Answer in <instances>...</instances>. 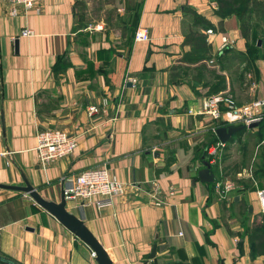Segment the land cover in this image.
<instances>
[{"label": "crops", "instance_id": "obj_1", "mask_svg": "<svg viewBox=\"0 0 264 264\" xmlns=\"http://www.w3.org/2000/svg\"><path fill=\"white\" fill-rule=\"evenodd\" d=\"M83 1L42 0L34 11L0 0V183H21L22 172L57 201L62 176L105 164L124 192L103 208L77 209L71 201L66 208L82 218L112 264L144 260L152 243L146 264H264V252L249 257L238 221L221 214L216 171L210 181L196 178L198 147L217 139L214 120L199 112L213 74L237 58L252 72L245 79L256 85L248 87L250 99L264 96V58L241 60L246 42L236 17L220 18L212 0H122L128 12L136 8L133 31L144 28L148 39H131L125 55L113 56L79 20ZM24 28L33 34L19 36ZM192 34L204 39L208 58L187 59L197 53L186 38ZM224 82L237 104L250 100L226 73ZM103 97V109L88 115L87 106ZM257 124L230 141L251 136ZM45 126L74 134L76 145L42 165L34 146ZM152 194L164 202L154 204ZM0 255L19 264H96L90 249L28 195L1 187Z\"/></svg>", "mask_w": 264, "mask_h": 264}, {"label": "built area", "instance_id": "obj_2", "mask_svg": "<svg viewBox=\"0 0 264 264\" xmlns=\"http://www.w3.org/2000/svg\"><path fill=\"white\" fill-rule=\"evenodd\" d=\"M10 5L20 6L25 10L39 11L40 2L42 0H1ZM10 13H14L11 9ZM97 29L101 25L96 26ZM206 33L210 34L211 29H206ZM33 32L24 28L20 31L19 36L28 37ZM133 41H146L148 39L147 32L144 28L136 27L133 31ZM222 43L227 40L224 36L220 37ZM211 61H209L210 63ZM247 78L250 77L246 73ZM131 82L135 78H130ZM251 87L254 88V80H249ZM106 98L100 99L99 103H91L86 108V113L91 115L98 110H102L106 104ZM264 96H257L249 101L237 104L229 94L223 91H217L206 95L202 98L199 112L206 113L214 120V124L210 127L211 131L218 125L225 124H241L247 126L251 122H258L263 116ZM224 142L214 139L206 144L204 151L209 157L208 161H213L219 147ZM76 145V137L67 130L57 126H45L37 129L35 133V150L40 164L45 165L46 162L68 155ZM231 183L226 180L221 185V192L227 190ZM125 183L118 180L108 171L105 164L89 165L80 170L66 174L61 179V191L66 201L74 203V207L79 209L85 204H93L96 208H103L112 204L115 196L124 192ZM257 198L258 211L264 213V187H257L255 190ZM152 202L161 204L164 201L155 194H152ZM93 257V252L90 250Z\"/></svg>", "mask_w": 264, "mask_h": 264}, {"label": "rangeland", "instance_id": "obj_3", "mask_svg": "<svg viewBox=\"0 0 264 264\" xmlns=\"http://www.w3.org/2000/svg\"><path fill=\"white\" fill-rule=\"evenodd\" d=\"M80 8L79 20L81 23L86 24L85 26L88 30L97 33V38L105 41V45L110 49L113 56L117 54L125 55L128 44L132 39V33L130 29L127 31L126 28L120 29V27L124 26L126 22L135 21L134 13H136V8L134 7L128 12V9H124L122 0H84ZM129 15H131L130 18ZM97 25H101V28L97 29ZM249 41L252 45L254 44L253 37ZM262 48H264V39L262 40ZM224 64H226L224 65L226 67L225 73L233 82V89L238 91L247 89L245 96L243 94L245 98L242 99L249 100L253 97L252 89L248 88L251 86V82H246L245 80L247 78V67L239 64L238 59L234 57H231L230 60ZM217 71L224 77L225 73H221V69ZM248 74L252 76V72H248ZM243 82L246 86H244ZM239 84L242 86V89ZM218 91H223L232 97L228 90L222 88ZM248 134H250V132L245 133L243 139L237 137L235 143L230 141L227 146L224 142L219 147L214 157L215 161H212V163H217L215 171L218 182L216 187L219 188L226 180L231 183L227 190H224V192L219 191V198L224 200L221 207V214L226 218L237 220L244 235L245 230L243 226L240 225V213L238 212L241 207L236 203L237 199L240 197L245 198L251 207L253 203L256 204V208H254V210L251 209L252 213L244 218V222L251 223V221L254 220L255 223L259 224L260 215L263 214L258 211L257 198L255 195V190L259 186V183L256 184L251 176V163L256 160L258 149L253 146L255 136L251 134V136L248 137ZM206 156L208 155L206 154ZM225 168L226 170H224ZM242 179L249 182L251 181L254 188L245 192L246 188L240 182ZM231 200H233V202H230Z\"/></svg>", "mask_w": 264, "mask_h": 264}, {"label": "trees", "instance_id": "obj_4", "mask_svg": "<svg viewBox=\"0 0 264 264\" xmlns=\"http://www.w3.org/2000/svg\"><path fill=\"white\" fill-rule=\"evenodd\" d=\"M212 1H214L216 4L215 12L220 18L233 14L238 21L239 33L246 42L245 53L243 54V56H241V60H244L249 64V62H253L256 58H264V48H262V40L264 39V0ZM134 20L135 21L126 22L124 26L126 25L127 27L122 26L120 27V29L126 28L127 31L130 29L133 36V29L136 24V18ZM197 20V17H194V21ZM252 37L254 39L253 45L249 41ZM186 38L188 41H192L193 44L196 45L195 51L197 52L194 56L187 58L188 60L190 59L196 62L209 57V54H207L208 47L205 46L204 39L201 36L192 34L190 36H187ZM257 40L260 41L259 45L256 44ZM179 68L183 69V67ZM171 69L173 70L174 67H172ZM205 85H207L206 94L216 92L224 88V77L219 73H214L213 80L207 82ZM244 127L245 126H242V128L233 133V135H240V133L243 132ZM253 135L255 136V144H257L258 154L256 156V160L251 163V176L256 184L259 183L258 187H264V115L258 121ZM231 137L226 140V146L232 139ZM213 140V138H210L207 141L202 142L198 147L199 150L197 151V156L202 155V160H206L209 164V169L215 172L217 163H209V157L206 156L204 151V147L206 146V144ZM224 170H226V168ZM245 179H242L240 182L246 188L245 192H247L248 190H252L254 186L253 183L251 184V181L249 182ZM220 201L221 204L224 203V200ZM230 202H233V200H231ZM236 203L241 207V209L238 211L240 213V225H242L245 230L249 257L253 258L256 255L264 252V213L260 215L259 224L255 223L254 220H252L251 223L244 222V218L248 217V215L252 213V210H249V203L243 197L238 198Z\"/></svg>", "mask_w": 264, "mask_h": 264}, {"label": "water", "instance_id": "obj_5", "mask_svg": "<svg viewBox=\"0 0 264 264\" xmlns=\"http://www.w3.org/2000/svg\"><path fill=\"white\" fill-rule=\"evenodd\" d=\"M257 40V45H259ZM17 41L14 40V49L16 51ZM257 122H251L248 127L255 125ZM3 130V122H1ZM241 124H225L218 125L214 128L215 138L219 141H226L232 133L237 132L242 128ZM202 167L197 169L196 178L200 181H210L213 178V173L209 169V164L206 160H202ZM21 183H0L1 188L21 192L24 195H28L39 207L53 216L56 221L66 228L70 233L81 240L92 252L93 259L96 264H112V261L106 251V249L100 244L97 238L92 234L88 227L84 224L82 218L69 211L66 208V201L62 194L61 188L59 193V199L57 201L43 197L37 189L32 186L24 174L20 172ZM251 210V206H249ZM155 243L151 244L149 252L146 254V258L140 262H134L132 264H146V259L151 258L154 255ZM0 262L4 264H19L14 260L0 255Z\"/></svg>", "mask_w": 264, "mask_h": 264}]
</instances>
